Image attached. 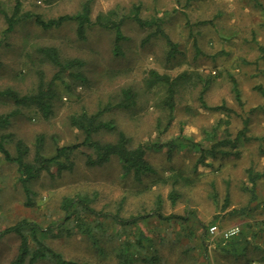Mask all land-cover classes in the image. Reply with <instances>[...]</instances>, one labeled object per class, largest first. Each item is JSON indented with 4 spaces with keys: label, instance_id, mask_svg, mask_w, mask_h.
<instances>
[{
    "label": "rangeland",
    "instance_id": "obj_1",
    "mask_svg": "<svg viewBox=\"0 0 264 264\" xmlns=\"http://www.w3.org/2000/svg\"><path fill=\"white\" fill-rule=\"evenodd\" d=\"M84 1L21 0V10L48 19L76 13ZM14 3L15 0H0V35L6 27L1 10L11 12ZM136 4L141 5V17L162 19L161 27L175 45L172 54L159 35L144 42L155 26L140 27L131 20L122 26L125 39L119 54H114L113 32L103 27L89 26L85 39H80L74 22L48 30L37 26L32 18L19 22L9 33L8 44L0 48V90L29 94L36 90L40 75L44 83L52 79L57 69L42 61L35 50L39 46L56 47L62 59H78L81 65L75 70L86 80L81 83L68 76L55 79L50 119L42 118L35 108H21L5 127H0V140L12 156L16 141L21 140L29 148L28 160H32L35 142L41 136L42 152L50 156L56 146L83 138L82 132L70 124V115L82 110L93 113L106 103L114 104L122 90L129 88L137 94L135 104L108 110L101 119L112 122L134 144L167 142L182 130L179 146L171 152L166 147L147 152L153 171L141 181L124 176L116 158L103 166L90 167L84 164L83 154L75 153L72 170L58 175L52 168L29 182V204L16 164L0 151V232L25 219L40 226L57 222L62 216L63 197L88 194L93 198L92 206L105 215L87 216L96 227L93 233L97 243L74 231L71 236L45 239L66 259L85 264H118L113 246L125 237L135 238L132 224L113 221V216L118 215L119 219L134 217L150 239L151 246L141 255L155 259L147 263L138 256L137 264H206L201 246L221 245L223 237L211 234L210 226H237L239 233L242 230L249 234L254 222L264 219L257 212L248 214L246 209L251 196L257 195L248 184L247 169L258 170L262 165L261 151L256 147L261 150L264 143V96L257 88L264 89V56L259 50L264 45V0H91L90 16L94 20L109 10L129 14ZM151 71L170 78L186 73L176 88L169 124L168 110L162 104L164 84L151 86ZM205 79L210 81L203 95L205 102L210 106L224 103L230 111L200 107L198 96ZM233 79L241 103L235 99ZM15 108L11 97L0 96V116ZM245 119L246 135L252 137L249 141L240 139L234 148L227 146L224 151L228 154H206L204 164L195 167L202 150L224 137L234 138L245 126ZM115 137L116 132L108 129L95 134L103 141ZM179 172L181 177L175 176ZM171 190L178 194L175 203L169 199ZM234 207L242 208L243 213H231ZM22 231L25 233V226ZM260 241L262 244H258ZM19 243L20 237L13 231L0 236V264H12ZM247 243L264 245V235H255ZM228 245L244 244L235 238ZM207 254L209 264L222 260L213 246ZM36 264L51 263L42 259Z\"/></svg>",
    "mask_w": 264,
    "mask_h": 264
},
{
    "label": "trees",
    "instance_id": "obj_2",
    "mask_svg": "<svg viewBox=\"0 0 264 264\" xmlns=\"http://www.w3.org/2000/svg\"><path fill=\"white\" fill-rule=\"evenodd\" d=\"M140 10L141 5L136 4L132 7L129 14H120L114 10H109L106 13H99L95 19L92 20L90 16L91 0H85L81 5V8L76 13L63 14L54 18L45 19L40 14L32 13L30 11H22L21 0H15L11 12L1 10L6 27L1 31L0 48L8 44L6 41L7 37L19 22L32 18L33 22L37 26L46 30L59 28L65 22H74L76 24V34L80 39H85L86 30L91 25L109 29L114 35V54H119L121 41L125 39L122 26L126 20H131L140 27H146L149 25L155 26V29L144 38V42L153 36L159 35L166 40L167 44L170 46L169 53L172 54L175 50V45L167 33L162 29V19L158 17L143 18L140 15ZM35 50L41 56L42 61L50 62L56 67L57 70L48 83H44L42 75H40L38 86L33 93L21 95L11 89L0 90V96L8 95L11 97L16 107L10 113L0 116L1 128L7 125L8 119L11 116L19 114L21 108H35L42 118L46 120L50 119V117L53 115V102L56 96V90L53 86L55 79L60 80L62 77L68 76L81 83L86 80L81 72L75 70L76 67L81 65L78 59H62L58 49L54 46H39L36 47ZM259 50L264 56V45H260ZM262 72L264 74V70ZM150 73L151 79H149L148 82L151 84V86L155 83L164 84L165 95L162 104L164 109L168 110L167 124H169L173 118L174 96L176 93V88L186 73L178 75L175 78H170L168 75L159 74L155 71H151ZM232 81V90L235 94V99L237 102L241 103L240 91L237 88V83L235 79ZM209 83V79H205L199 92L198 99L200 102V107L205 110L230 111L231 109L226 107L224 103L210 106L205 102L203 95L206 92ZM257 88L264 96L263 87L258 86ZM136 98L137 94L132 89H123L119 101L114 104L106 103L93 113H88L86 110H82L78 114L70 115V124L82 132L83 138L77 143L56 146L54 153L50 156H46L42 152L43 139L41 136H39L35 142L32 160H28L29 148L21 140L16 141V153L14 156L9 153V151L5 148L3 141L0 140V151L2 152L3 156L7 160L14 162L17 166L19 181H21L27 196V204L30 202L29 182L39 177L42 172H51L52 168L55 169L58 175L62 174V172L72 170L75 164L73 159L75 153L79 152L83 154L84 164L90 167L103 166L109 162L111 158H116L120 163L122 174L124 176H132L135 180L141 181L145 175L153 171L152 166L146 158L147 152L155 149H162L164 147H166L169 152L176 149L179 146L178 138L183 136L182 130H180L176 138L170 139V141L167 142H138L134 144L132 139L127 136L125 132L117 129V127H115L112 122L103 121L101 119L102 115L106 111L113 108L127 109L132 107L136 102ZM244 123L245 126L237 133L234 138H230L228 136L224 137L213 143L209 148L202 150V154L197 159L195 167L198 164H204L206 154L210 156H214L217 153L228 154L230 153L229 151H227L228 153L224 151L227 146L234 148L240 139L248 141L249 138L246 135V132L248 131L246 119ZM101 129L115 131V139L112 141H103L95 138V134H97ZM175 176L181 177V173H176ZM259 176L260 174L252 170V167L247 169V180L249 183H251V187L254 186L255 181L257 178H259ZM177 196L178 194L176 191H170L169 199L172 203H175ZM92 202L93 198L88 194L76 193L72 196H65L61 201L62 216L57 220V222L53 221L46 225L40 226L36 222L25 219L16 225L0 232V236H2L13 231L20 237L18 253L15 259L12 261V264H36L42 259L49 261L51 264H85L75 260L66 259L60 252L52 248L45 239L48 238V236H71L72 231H74L80 232L90 237L93 243L96 244L97 240L95 234L93 233L96 227L92 226V223L87 220V216L100 218L101 216L103 217L105 215H103L101 211H97L95 207L92 206ZM230 212L243 213L242 208L235 207L231 209ZM158 215L162 218L160 213H158ZM117 216L118 215L113 216V221L115 223L121 225L127 223L134 226L133 234L135 237L134 239L125 237L123 240L119 241L117 245L113 246V254L117 259L118 264H137L138 256L141 257V261L151 263L155 259V256L146 257L141 255L143 250H146L151 246L149 245L150 239L147 237V235H145L144 228L141 225H138L134 217L132 219H119ZM245 224L250 225L248 223ZM100 225L101 223L98 224V226ZM254 225L256 233H254L253 236L256 234H261L264 228V219L254 222ZM24 226L25 233L22 231ZM202 226L204 227V225ZM205 235L204 229V232L200 237L202 241ZM244 235H246V233L241 230L238 235L224 239H222L223 237L221 238V245L227 246V248L223 247L225 248L223 250L224 257L231 256L230 254L232 251H237L236 254H239L237 245L228 244H230L233 239L237 238L239 242L247 245L248 243ZM115 236L118 237L116 234ZM249 244H251V242H249ZM244 245H242L243 247H241V250L244 248ZM200 246L201 245H199V247ZM190 248H193L192 245ZM208 249L209 247L204 245L201 246L200 249L204 251L206 264H209L207 254Z\"/></svg>",
    "mask_w": 264,
    "mask_h": 264
},
{
    "label": "crops",
    "instance_id": "obj_3",
    "mask_svg": "<svg viewBox=\"0 0 264 264\" xmlns=\"http://www.w3.org/2000/svg\"><path fill=\"white\" fill-rule=\"evenodd\" d=\"M248 141L252 138V137H248ZM262 139H264V134L262 135ZM256 150L261 151V161H262V165L259 166L258 170L254 169L252 167V170H254L256 173L258 172L260 174L259 178H257V180L255 181V184L253 187H251V189H254L255 191V198L254 195L251 196V198L248 200L247 202V213L249 214L250 212L252 213H256L257 212V216L261 217L264 216V143H262L261 146V150L260 147H256ZM250 186H252L250 183H248ZM231 227H235V226H231ZM229 227H225L222 229H218V234H221V231L223 229H228L231 228ZM220 230V231H219ZM256 233L255 229L250 230L249 234H246V240L251 241L253 238V234ZM264 235V228L262 233ZM222 235V234H221ZM258 235V234H256ZM240 237V236H239ZM261 243L258 242V244H262V241H260ZM206 246V245H205ZM209 248L213 246V251H216V253L220 254V257L222 260H217V264H222L223 262L227 263V264H264V245H244V248L241 250V247H243L242 245H237L238 248L237 250H239V254H236L237 251H232L231 258L232 260H230V256L229 257H224V249L223 247L224 245H207ZM230 248V247H228ZM244 250V251H243ZM245 253V254H243ZM239 255H243L244 257L241 258L239 257ZM223 259L225 261H223Z\"/></svg>",
    "mask_w": 264,
    "mask_h": 264
},
{
    "label": "built area",
    "instance_id": "obj_4",
    "mask_svg": "<svg viewBox=\"0 0 264 264\" xmlns=\"http://www.w3.org/2000/svg\"><path fill=\"white\" fill-rule=\"evenodd\" d=\"M209 232L211 234H215L218 232L217 226L216 225H212L208 228ZM239 233V227L235 226V227H231L228 229H223L221 231V234L223 237L228 238V237H232L234 235H237Z\"/></svg>",
    "mask_w": 264,
    "mask_h": 264
}]
</instances>
